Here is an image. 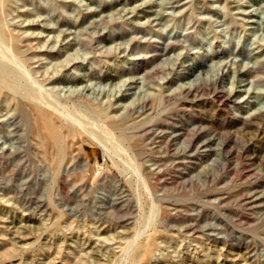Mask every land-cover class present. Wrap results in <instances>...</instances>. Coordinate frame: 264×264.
<instances>
[{
  "label": "rangeland",
  "instance_id": "374dc122",
  "mask_svg": "<svg viewBox=\"0 0 264 264\" xmlns=\"http://www.w3.org/2000/svg\"><path fill=\"white\" fill-rule=\"evenodd\" d=\"M0 77V264H264V0H0Z\"/></svg>",
  "mask_w": 264,
  "mask_h": 264
},
{
  "label": "bare ground",
  "instance_id": "6f19581e",
  "mask_svg": "<svg viewBox=\"0 0 264 264\" xmlns=\"http://www.w3.org/2000/svg\"><path fill=\"white\" fill-rule=\"evenodd\" d=\"M8 58V57H7ZM259 57H257L256 63L259 61ZM1 78V77H0ZM196 79H200L199 75L196 76ZM28 93V92H27ZM35 112L37 114V118L41 127L45 131V143L48 144L52 149V153H50V157L54 163L58 162L60 156H65L67 153V148L64 144L63 140V126L58 125L52 115L47 112V110L35 106ZM83 116V115H82ZM79 122V121H78ZM62 124V123H61ZM76 127V126H75ZM97 127V126H96ZM77 128V127H76ZM42 130V129H41ZM67 131V130H66ZM94 132V131H93ZM86 133V132H85ZM65 134V133H64ZM42 137V135H41ZM44 140V139H43ZM42 141V139H41ZM44 143V145H45ZM66 143V142H65ZM105 151V154L109 153V148H107L106 144H102ZM116 145V144H115ZM68 146V145H67ZM48 151V150H47ZM108 155V154H107ZM120 159V158H119ZM111 160V159H110ZM140 170V169H139ZM113 172V171H112ZM102 179V178H101ZM63 189V188H62ZM113 200V199H112ZM156 200V199H155ZM125 216V215H124ZM190 228V227H189ZM123 233V232H122ZM122 240V239H121ZM152 247L149 245L139 244L135 247L134 259L135 261L143 259L149 253L152 252Z\"/></svg>",
  "mask_w": 264,
  "mask_h": 264
}]
</instances>
